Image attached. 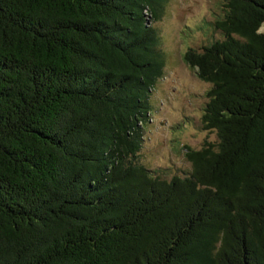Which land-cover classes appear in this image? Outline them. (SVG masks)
<instances>
[{"label": "trees", "instance_id": "16d2710c", "mask_svg": "<svg viewBox=\"0 0 264 264\" xmlns=\"http://www.w3.org/2000/svg\"><path fill=\"white\" fill-rule=\"evenodd\" d=\"M167 0H0V264H264V0L184 63L188 171L143 165Z\"/></svg>", "mask_w": 264, "mask_h": 264}, {"label": "rangeland", "instance_id": "374dc122", "mask_svg": "<svg viewBox=\"0 0 264 264\" xmlns=\"http://www.w3.org/2000/svg\"><path fill=\"white\" fill-rule=\"evenodd\" d=\"M224 6L225 0H167L162 18L154 25L159 33L164 77L153 92L154 112L139 152L146 167L169 175L186 172L190 166L183 147L196 150L205 141L216 140L213 133L199 129L209 85L197 79L183 55L188 49L198 50L222 38L214 23L221 20Z\"/></svg>", "mask_w": 264, "mask_h": 264}]
</instances>
